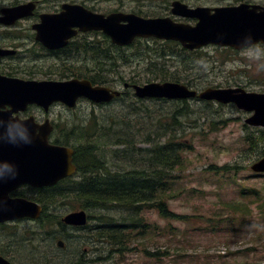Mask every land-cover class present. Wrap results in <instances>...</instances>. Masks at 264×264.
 Returning <instances> with one entry per match:
<instances>
[{
    "label": "rangeland",
    "instance_id": "1",
    "mask_svg": "<svg viewBox=\"0 0 264 264\" xmlns=\"http://www.w3.org/2000/svg\"><path fill=\"white\" fill-rule=\"evenodd\" d=\"M171 1L122 0L124 9L148 13L163 12ZM221 1L185 0V3L197 6ZM116 2L91 0L90 6L105 11L114 9ZM150 45L155 48V44ZM91 47L85 56L89 64L73 66L69 75L76 68L90 69L96 62L107 61L105 47L97 41H92ZM144 55L138 51L135 60L142 59ZM224 55L213 47L204 48L202 53L191 56L196 63L193 65L195 70L183 71L182 75H188L191 83L199 86L227 88L238 85L253 91L264 88V69L261 70L264 62H256L251 51L238 54L229 61H226ZM241 58H245L248 63L244 64ZM135 66L138 68L140 64L136 63ZM30 68L32 70L33 67ZM131 70L126 67L122 73H130ZM136 73L141 74L139 70ZM121 91L123 99L109 105L94 108L81 101L70 111L53 107L50 117L56 122H67L70 125L87 121L93 115L105 126L115 122L113 126L118 127L116 120L122 116L121 122L127 111L132 114L142 113L148 111L146 106L167 115L179 106L178 102L161 101L142 104L141 101H132L127 90ZM188 103L195 109V113L187 112L188 122H193L184 123L188 132L184 137L189 138L194 147L186 152L183 165L175 170L176 189L168 193L165 201L166 208L179 218H162L153 209L142 212L154 233L150 230L147 240L134 241L123 253L107 251L97 233H87L86 237H73L69 240L70 245L66 244L62 251L56 250L54 254V243H51L49 237L43 232L33 236L28 231L33 225L18 224L17 229L9 232L10 243L16 247L18 255L24 251L23 257L31 260L19 258L12 248L11 263L57 264L66 254L80 253L83 256L80 264H264V216L261 214V209H264V175L254 176L250 169L251 161L262 151L264 154V142L262 145H249L245 141V114L235 108L229 105L221 107L210 102L209 105L193 101ZM31 111L33 115L36 114L35 110ZM201 113L204 117L200 116ZM154 120L153 117L152 122ZM210 120L218 124L215 130H207L205 122ZM124 121L131 124L130 119ZM202 129H205L204 132L199 134ZM261 139H264V135ZM109 161L114 169L128 167L118 159ZM225 165L232 167L229 171L220 172V167ZM117 209L111 208L107 216L114 219Z\"/></svg>",
    "mask_w": 264,
    "mask_h": 264
},
{
    "label": "water",
    "instance_id": "2",
    "mask_svg": "<svg viewBox=\"0 0 264 264\" xmlns=\"http://www.w3.org/2000/svg\"><path fill=\"white\" fill-rule=\"evenodd\" d=\"M172 7L173 14L196 18L198 22L189 26L174 23L170 18L145 19L135 14L122 13H112L105 17L80 9L71 11L69 19L74 20V25L81 29L85 26L102 30L117 45H128L135 37L174 40L189 50L209 43L239 49L248 45L247 37H251L252 44L264 43V12L249 11L245 5H241L215 9L210 14L208 9H188L178 1L173 2ZM24 9L29 10V5L6 10L7 19L22 16ZM61 19L62 17H56L54 23L51 22L53 30L61 27ZM133 89L138 98L196 97L224 104L235 103L239 109L254 113L246 120L247 123L264 126V94L246 93L238 88H207L197 94L196 91L173 82L134 85ZM118 95V91H111L107 87H92L88 81H34L0 76V108L9 107L6 112L0 111V115L21 120L12 117V114L24 111L29 104L47 109L54 102H62L73 107L79 97H85L94 103H105ZM21 121H28L34 129L31 142L19 145L0 144V162L13 166L16 171L15 179L0 183V222L22 217L35 218L38 215L36 204L22 198L9 197L20 185L51 186L75 171L72 165L73 151L50 145V128L45 127L47 125L35 124L32 117ZM251 168L256 172H264V157ZM64 221L70 225H84L86 222L83 212L70 213ZM0 264L9 263L0 258Z\"/></svg>",
    "mask_w": 264,
    "mask_h": 264
},
{
    "label": "trees",
    "instance_id": "3",
    "mask_svg": "<svg viewBox=\"0 0 264 264\" xmlns=\"http://www.w3.org/2000/svg\"><path fill=\"white\" fill-rule=\"evenodd\" d=\"M152 43L155 44V48L147 42H136L137 48H143L145 54L143 57L145 65L140 75L130 74L127 77L122 73V70L132 62L131 53L114 48L108 41L105 47L108 54L106 62H96L90 69L76 68L73 74L83 75L92 82L104 85L116 80L131 83L172 80L189 84L186 77L180 75V68L182 67L184 71L193 68V62H188L184 58L191 53L185 52L173 42ZM174 60H177L180 66L173 64ZM127 92L132 98V93L129 90ZM146 109L148 111L136 114L127 111L121 122L122 116L116 120L118 127L113 126L115 122L105 126L92 115L87 121L67 124L64 128L58 129L53 136L56 143L74 149L73 163L77 169V180L74 184L78 188L75 192L76 200L80 201L81 208L84 209L85 206L90 208L92 213L96 212L90 213V219L96 221V224L92 225L94 230L92 233H97V237L109 245L108 247L102 243L108 247L109 252L123 253L127 242H131L129 237L131 226L127 227L125 238L121 232L122 224L117 223L116 216L114 219L107 216L111 208H118L117 211L123 209L124 213H128V219H132L138 225L139 240L143 239L140 235L148 226L143 223L144 219L141 216H137L138 213L154 209L163 218L180 217L167 210L165 197L177 185V178L173 172L183 165L185 161L183 153L192 147L190 140L187 139V143L182 134L180 121V117L185 118L190 109L182 102L180 107L167 115L154 112L153 122V112L149 108ZM126 119H130L131 124L126 123L124 121ZM142 133L145 135L142 136ZM110 159L121 160L128 167L114 169ZM68 180L71 179L63 183L66 184ZM9 244L17 253L16 247ZM23 254L24 251L20 252V256L17 253L19 258L31 260L24 258ZM82 257L80 253L66 254L57 264H80Z\"/></svg>",
    "mask_w": 264,
    "mask_h": 264
},
{
    "label": "flooded vegetation",
    "instance_id": "4",
    "mask_svg": "<svg viewBox=\"0 0 264 264\" xmlns=\"http://www.w3.org/2000/svg\"><path fill=\"white\" fill-rule=\"evenodd\" d=\"M91 0H8L0 1V18L3 16V10L7 8H12L20 4L29 3L32 4V11L29 15L14 21L11 25H4L0 21V51L4 52L0 54V73L5 74L9 69H14L15 74H22L26 78H31L33 72L30 71L32 66L40 71V74L35 73L38 79H53V80H66L69 77H74L73 73L69 75V71L73 66H85L89 64V59L85 56L88 53V49L84 48L83 53L79 45L76 44H89L92 39L96 38V34L101 35L99 32L85 31L81 32L76 30L74 35L65 39V44L57 48H48L44 44H57L59 41H63V36L69 34L74 30L72 29H62L60 33L54 34V38L46 36L47 27H37L41 24L42 18L46 16L59 15L63 12L65 6L70 5H80L85 9H90ZM239 3H246L251 6H259L264 8V0H223L217 4H210L213 6H234ZM165 14H169V11L165 10ZM53 44V45H54ZM256 48L264 49L262 45H256ZM250 50H244L243 52H249ZM87 60V61H85ZM56 67L60 68L58 70H50L49 68ZM44 68V69H43ZM42 71V72H41ZM21 72V73H20ZM261 91H264L261 90ZM36 114L34 115L36 121L39 123L45 122L47 119L54 128L57 123L53 120L49 113L43 114L39 109L34 108ZM264 129L255 128L254 130ZM253 130V129H252ZM264 139L260 140V145H262ZM45 190V189H43ZM55 187L51 188L53 192L52 202H51V213L44 218L51 224V243H54V254L57 251H62L66 244H69V240L72 238L73 231L76 228L72 226H67L65 224H60L58 221V216L62 213V216L66 211H60L57 200L54 196ZM34 222L24 221L22 223L34 224L37 227L36 233H41V216ZM13 226H17V222L10 223ZM9 224V225H10ZM33 228V227H32ZM45 232V236L48 234ZM11 237V235H10ZM9 233L4 232V227H0V256L10 259L13 252L10 247ZM57 250V251H56ZM69 252V251H68ZM52 252H50L51 254Z\"/></svg>",
    "mask_w": 264,
    "mask_h": 264
},
{
    "label": "clouds",
    "instance_id": "5",
    "mask_svg": "<svg viewBox=\"0 0 264 264\" xmlns=\"http://www.w3.org/2000/svg\"><path fill=\"white\" fill-rule=\"evenodd\" d=\"M246 41L256 62L264 60V49L256 48L251 42V37H247ZM33 132L34 129L28 121L16 120L11 117L5 118L0 115V144L19 145L30 143ZM15 176L16 171L13 166L0 162V183L15 179Z\"/></svg>",
    "mask_w": 264,
    "mask_h": 264
},
{
    "label": "bare ground",
    "instance_id": "6",
    "mask_svg": "<svg viewBox=\"0 0 264 264\" xmlns=\"http://www.w3.org/2000/svg\"><path fill=\"white\" fill-rule=\"evenodd\" d=\"M121 95H122V91H121ZM102 105H104V104H102Z\"/></svg>",
    "mask_w": 264,
    "mask_h": 264
}]
</instances>
